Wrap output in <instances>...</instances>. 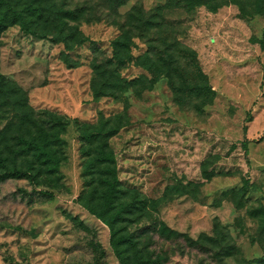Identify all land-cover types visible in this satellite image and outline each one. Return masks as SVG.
<instances>
[{"label":"rangeland","instance_id":"374dc122","mask_svg":"<svg viewBox=\"0 0 264 264\" xmlns=\"http://www.w3.org/2000/svg\"><path fill=\"white\" fill-rule=\"evenodd\" d=\"M49 1L76 11L69 24L95 43L68 50L20 25L0 37L1 73L37 113L68 123L56 187L26 178L0 183V264H120L110 228L79 201L92 178L84 162L98 144L82 130L104 124L116 129L108 146L126 199L138 193L146 202L123 223L141 247L164 264H264V0L195 8L182 0ZM122 32L132 35L134 56L169 50L183 71L173 77L181 90L166 76L148 89H116L111 70L150 78L134 61L114 63L102 77L96 66ZM198 66L214 91L209 103L187 90ZM95 87L104 95L95 98ZM19 122L11 108L0 109V130L12 123L17 134Z\"/></svg>","mask_w":264,"mask_h":264},{"label":"trees","instance_id":"16d2710c","mask_svg":"<svg viewBox=\"0 0 264 264\" xmlns=\"http://www.w3.org/2000/svg\"><path fill=\"white\" fill-rule=\"evenodd\" d=\"M182 1L190 8L204 2L209 3L208 0ZM77 17L76 11L56 7V4L49 0H0V37L9 26L20 25L24 32L36 37H55L58 42L65 43L68 50L88 42L94 44L91 38L80 32L78 26L69 24L67 19ZM132 43L133 38L129 32H122L113 40L112 56L105 60L103 65L96 66L101 70L102 77L114 63L123 66L134 61L150 73V78L142 76L127 80L111 70V83L116 89L124 91L137 84H142L148 89L149 86L146 85L152 87L166 76L170 78L176 91L181 90L173 84V77L175 73L182 74L183 71L169 50H165L156 58L149 52L134 56L130 51ZM197 69L198 75L195 78L186 79L187 90L205 97L206 103H209L214 91L199 66ZM101 95H104L103 90L95 87V98ZM6 107L19 114L20 122L16 124L19 131L17 134H10V131L15 129L12 123L0 130V183L12 178H26L35 186L49 181V186L56 187L58 180L63 177L62 154L66 142L61 134L68 125L65 117L52 111H45V117L41 112L37 113L28 103L27 94L0 71V109ZM115 134L116 129H107L106 124L94 130L89 126L82 130V135L88 143L98 144L95 156L84 162L83 173L91 175L92 178L87 180L90 189L84 190L79 201L110 228L111 246L120 264H164L161 256L154 257L146 248L140 246L141 242L134 234L125 232L123 223L129 220L127 216L143 209L146 202L139 198L138 193L130 200L125 197L129 191L122 186L116 156L108 146L109 137ZM243 147L248 155V143L244 142ZM83 153L87 151L84 150ZM248 184L249 180L245 182L246 189H249ZM36 191L43 195L52 194L44 189Z\"/></svg>","mask_w":264,"mask_h":264}]
</instances>
